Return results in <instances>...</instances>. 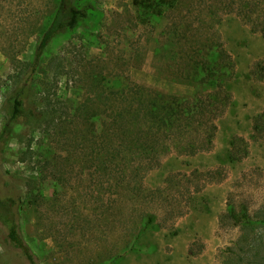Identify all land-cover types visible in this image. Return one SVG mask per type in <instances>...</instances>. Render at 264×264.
Wrapping results in <instances>:
<instances>
[{"label": "rangeland", "instance_id": "1", "mask_svg": "<svg viewBox=\"0 0 264 264\" xmlns=\"http://www.w3.org/2000/svg\"><path fill=\"white\" fill-rule=\"evenodd\" d=\"M94 1L96 18L53 38L31 75L25 63L56 0H0V132L3 90L23 70L28 104L50 111L42 121L19 119L0 141V264L250 258L252 251L234 245L243 229L227 205L245 207L253 220L264 214V0H173L161 16L132 0ZM215 47L232 64L222 81L229 99L189 134L196 145L210 136L209 145L194 153L173 145L156 167L144 168L118 145L121 138L104 137L96 123L90 131V112L107 105L94 93L136 87L189 101L195 89L210 90L195 79L196 66ZM147 214L155 226L142 231ZM11 226L23 248L10 242ZM246 234L248 247L257 238L264 245V224Z\"/></svg>", "mask_w": 264, "mask_h": 264}, {"label": "trees", "instance_id": "2", "mask_svg": "<svg viewBox=\"0 0 264 264\" xmlns=\"http://www.w3.org/2000/svg\"><path fill=\"white\" fill-rule=\"evenodd\" d=\"M132 1L146 14L152 16H161L173 2V0ZM99 12L94 0H56L53 11L40 28L38 40L31 52V58L25 63L26 73L32 75V73L37 72V66L42 61L46 48L53 38L61 33L74 32L82 22L94 20ZM225 59L229 60V55L223 49L215 47L209 52L207 60L196 66L199 76L195 79L212 87L210 90L207 88L205 90L195 89L189 101L165 99L157 95L151 96V94L149 95L136 87L127 88L124 92L112 90L101 92L102 94L94 93V97L98 99L102 97L107 105L103 104L102 111L99 110L95 113V110H92L90 112L88 117L94 120L89 121L90 131L95 130L96 123L97 127L100 126L104 137L116 136L121 138V144L118 145H127V153H130L131 158L144 168L156 167L161 153H168L173 145L182 151L191 153L204 148L210 144V136L205 137L202 145H196L189 134L192 135L203 123L201 118H211V114L219 106L218 104L220 102L224 104L229 99L228 92L223 89L222 81L230 71L232 64L225 62ZM25 70L16 74L7 85L6 90H3L8 103V110L7 120L0 132V141H6L19 119L35 118L42 121L50 112L42 106L38 108L34 104L31 106L28 104L30 83L27 79L20 82L21 74H24ZM32 78L33 76L30 80ZM106 93L114 95L117 101L110 103ZM89 100L90 98L84 101V107L89 106L87 103ZM195 123L198 126L194 125ZM54 124L56 125V123ZM183 136H189L193 141L185 139L183 144ZM232 145L234 146L235 143ZM227 213L233 223L241 225L243 229V235L234 242V245L238 250L244 248L242 250L252 251L250 258L236 255L235 258L230 257V260L234 264H264V245L260 241L263 238H257L252 247H248L250 244L245 238L247 237V229L253 231L257 225L264 224V214L259 215V217L256 214L253 220L245 207L236 211L231 204L227 205ZM154 219L153 214L144 216L141 221V230L154 227ZM7 236L15 246L22 247L15 226L8 229ZM133 245L130 247L134 250L135 240ZM228 250L234 251L235 249L229 247ZM23 252L29 262H32V255L28 248H24ZM118 257L120 256H115L113 259H118Z\"/></svg>", "mask_w": 264, "mask_h": 264}]
</instances>
